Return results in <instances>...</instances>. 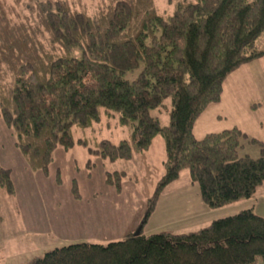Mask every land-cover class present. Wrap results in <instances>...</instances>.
Returning a JSON list of instances; mask_svg holds the SVG:
<instances>
[{"label": "trees", "instance_id": "obj_1", "mask_svg": "<svg viewBox=\"0 0 264 264\" xmlns=\"http://www.w3.org/2000/svg\"><path fill=\"white\" fill-rule=\"evenodd\" d=\"M35 6L33 19L0 20V119L14 130L15 146L30 166L48 172L54 151L75 145L73 128L89 129L105 115L131 134L89 148L104 160H131L148 152L157 137L165 141V173L147 219L159 195L185 170L211 209L254 196L264 183V151L258 159L240 156L248 136L238 128L198 139L193 127L209 105L221 101L231 74L264 58V48H256L264 35V0H179L170 16L159 14L152 0H113L94 15L62 0ZM139 68L136 79L125 78ZM168 99L170 123L162 126L151 113ZM77 144L89 147L86 139ZM124 175L106 172L105 182L120 189ZM0 185L16 192L11 170L1 166ZM77 190L74 179L72 191L79 196ZM259 261L264 263V217L246 209L195 232L74 243L29 264Z\"/></svg>", "mask_w": 264, "mask_h": 264}, {"label": "rangeland", "instance_id": "obj_2", "mask_svg": "<svg viewBox=\"0 0 264 264\" xmlns=\"http://www.w3.org/2000/svg\"><path fill=\"white\" fill-rule=\"evenodd\" d=\"M38 1L46 0H0V20L4 19L5 24L33 19L31 10ZM62 1L94 15L113 0ZM152 1L159 14L170 16L179 0ZM256 48H264V35L257 40ZM141 70L129 72L125 78L133 81ZM223 91L221 101L209 105L195 121L194 135L202 139L210 133L238 128L248 136L241 141L239 155L258 159L264 151V58L231 74ZM171 110L172 100L168 99L151 114L167 126ZM130 134L129 128L117 125L116 119L108 121L105 115L89 129L74 127L75 145L69 150L57 148L45 172L29 165L15 146L14 130L0 119V166L11 170L16 187L14 194H8L0 185V264H29L47 252L74 243L108 245L135 235L140 227L145 236L186 234L246 209L264 217V183L251 199L211 209L202 199L199 184L193 183L185 170L178 184L159 195L147 219L149 201L165 173L164 139L157 137L148 152L136 154L131 160L110 162L89 151L96 142L109 140L117 144L128 140ZM79 139H86L89 147L77 144ZM115 171L125 173L120 189L105 182L106 172ZM74 179L79 196L72 191Z\"/></svg>", "mask_w": 264, "mask_h": 264}, {"label": "crops", "instance_id": "obj_3", "mask_svg": "<svg viewBox=\"0 0 264 264\" xmlns=\"http://www.w3.org/2000/svg\"><path fill=\"white\" fill-rule=\"evenodd\" d=\"M223 95H224V91H223ZM223 95H222V97H223ZM178 183H179V180L174 182L173 184H171L169 187H172L173 185L178 184ZM135 226H136V224H135ZM257 264H264V263L259 261Z\"/></svg>", "mask_w": 264, "mask_h": 264}, {"label": "water", "instance_id": "obj_4", "mask_svg": "<svg viewBox=\"0 0 264 264\" xmlns=\"http://www.w3.org/2000/svg\"><path fill=\"white\" fill-rule=\"evenodd\" d=\"M142 228H143V227H140V228H139V230L137 231V233L135 234V236H140V235H141Z\"/></svg>", "mask_w": 264, "mask_h": 264}]
</instances>
